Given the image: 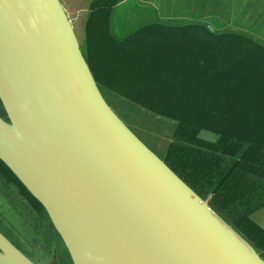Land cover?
<instances>
[{
    "label": "water",
    "instance_id": "water-1",
    "mask_svg": "<svg viewBox=\"0 0 264 264\" xmlns=\"http://www.w3.org/2000/svg\"><path fill=\"white\" fill-rule=\"evenodd\" d=\"M85 27L62 0H0V161L50 227L8 237L0 222V264H264L214 194L195 191L112 108Z\"/></svg>",
    "mask_w": 264,
    "mask_h": 264
},
{
    "label": "trees",
    "instance_id": "trees-1",
    "mask_svg": "<svg viewBox=\"0 0 264 264\" xmlns=\"http://www.w3.org/2000/svg\"><path fill=\"white\" fill-rule=\"evenodd\" d=\"M114 2L104 0V6ZM91 18L88 61L103 95L177 122L179 139L187 142L176 145L166 163L202 196L213 193L216 210L223 209V196L231 191L234 201L226 202L223 217L235 221L264 255V231L251 218L264 204L259 198L264 180L258 177L262 186L256 187L247 182H256L249 179L254 168L264 171L257 164L264 152V47L199 24L147 25L120 44L109 37L107 25L91 28ZM109 51L113 58H105ZM208 132L222 136L223 143L209 141ZM229 139L245 143L242 154ZM0 169L29 194L1 161Z\"/></svg>",
    "mask_w": 264,
    "mask_h": 264
},
{
    "label": "rangeland",
    "instance_id": "rangeland-1",
    "mask_svg": "<svg viewBox=\"0 0 264 264\" xmlns=\"http://www.w3.org/2000/svg\"><path fill=\"white\" fill-rule=\"evenodd\" d=\"M223 1L221 0V2ZM226 1L232 2L233 5L230 4L229 9L224 12H220L216 8L211 9L210 3L203 4L201 0H116L110 6L123 5L124 9L128 11L125 12L130 14L131 18L137 16L136 21L139 20V25H143V27L153 24H172L182 27L191 23H198L199 25L207 23L214 27L216 31L238 33L264 47V0ZM171 8H175V10H170ZM106 99L119 117L165 162L173 153L175 147L179 146V143L187 142L179 139L180 127L177 122L154 116L123 100L114 98L110 94L107 95ZM244 148L241 147V154ZM203 153L208 154L205 149H203ZM260 163L264 165V152L263 158L257 159V164ZM259 178L262 179L260 176ZM249 179L257 182L247 181L254 187L261 185L260 180L255 176ZM262 191L264 190L262 189ZM231 194V191L224 194L223 197H227V201H223V209H226V202L234 201V196H231ZM0 209L5 218H9L14 226L19 227V233L30 234V237L36 235V231H33L32 226L24 222V219H21L20 215L10 208L1 197ZM223 209L217 208L224 215ZM231 223L237 229L238 224L235 221ZM2 230H5V228L2 227Z\"/></svg>",
    "mask_w": 264,
    "mask_h": 264
},
{
    "label": "crops",
    "instance_id": "crops-1",
    "mask_svg": "<svg viewBox=\"0 0 264 264\" xmlns=\"http://www.w3.org/2000/svg\"><path fill=\"white\" fill-rule=\"evenodd\" d=\"M62 2L77 27H85L86 23V35L93 9L95 12L91 18L90 27L92 28L102 23L107 25L109 28V37L120 44L127 41L129 37L137 34L140 26L141 28L143 27V25H139V20L136 21L137 16L131 18V15L126 13L128 11L124 9L123 5H119L118 7L104 6V0H101L103 4L99 0H62ZM170 10H175V8H171ZM106 13L108 14L106 15ZM92 50L96 54L106 52V50L104 52L101 50L95 51L93 48ZM95 57L98 58L101 56L97 55ZM111 57L113 58L111 51H109L105 58ZM112 96L116 98V96ZM251 218L264 231V206L255 211Z\"/></svg>",
    "mask_w": 264,
    "mask_h": 264
},
{
    "label": "flooded vegetation",
    "instance_id": "flooded-vegetation-1",
    "mask_svg": "<svg viewBox=\"0 0 264 264\" xmlns=\"http://www.w3.org/2000/svg\"><path fill=\"white\" fill-rule=\"evenodd\" d=\"M204 3H210L211 9L216 8L217 10L222 9L223 7L233 5L232 2H228L224 0H201ZM1 109V104H0ZM29 195V194H28ZM24 192V190L13 180L5 177L0 169V197L5 201V203L12 208L18 215H20L21 219H24V222L29 223L32 226L33 231H40L41 234L45 236L50 235V227L45 225L46 219L43 214L42 208L40 209L31 198ZM264 196H259L260 200ZM0 222L4 225L2 227L5 228L3 230L5 236L9 237V233H11L10 228L13 230V227H16L12 224V222L7 221L0 214ZM39 247V246H38Z\"/></svg>",
    "mask_w": 264,
    "mask_h": 264
}]
</instances>
